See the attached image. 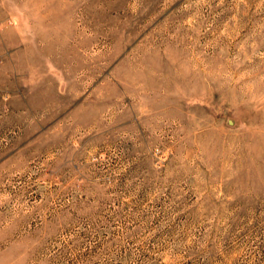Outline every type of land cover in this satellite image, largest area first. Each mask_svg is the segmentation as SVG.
I'll return each instance as SVG.
<instances>
[{"label":"rangeland","instance_id":"obj_1","mask_svg":"<svg viewBox=\"0 0 264 264\" xmlns=\"http://www.w3.org/2000/svg\"><path fill=\"white\" fill-rule=\"evenodd\" d=\"M0 264H264V0H0Z\"/></svg>","mask_w":264,"mask_h":264}]
</instances>
